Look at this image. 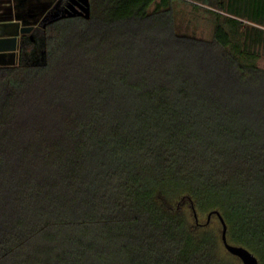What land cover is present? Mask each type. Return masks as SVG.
I'll list each match as a JSON object with an SVG mask.
<instances>
[{
    "label": "trees",
    "instance_id": "1",
    "mask_svg": "<svg viewBox=\"0 0 264 264\" xmlns=\"http://www.w3.org/2000/svg\"><path fill=\"white\" fill-rule=\"evenodd\" d=\"M187 1L89 0L0 65V264H232L186 200L264 264V0Z\"/></svg>",
    "mask_w": 264,
    "mask_h": 264
},
{
    "label": "flooded vegetation",
    "instance_id": "2",
    "mask_svg": "<svg viewBox=\"0 0 264 264\" xmlns=\"http://www.w3.org/2000/svg\"><path fill=\"white\" fill-rule=\"evenodd\" d=\"M83 1L47 0L41 7L43 14L38 16L37 11H35L36 2L28 5V0H12L11 13L5 12L2 19H0V36L17 34V48L14 54L15 64L24 58H33L44 52L43 39L48 24L69 15L88 14L90 2L86 0L85 9ZM26 26H31L32 29L22 31V27ZM12 58V52H7V54L0 52V60H11Z\"/></svg>",
    "mask_w": 264,
    "mask_h": 264
},
{
    "label": "rangeland",
    "instance_id": "3",
    "mask_svg": "<svg viewBox=\"0 0 264 264\" xmlns=\"http://www.w3.org/2000/svg\"><path fill=\"white\" fill-rule=\"evenodd\" d=\"M47 0H28V5L32 4L33 2H36V10L38 16L43 14V11L41 10V7L44 5V3ZM193 1V0H191ZM190 0H188L185 3H181L176 5L177 7L179 6L180 10H182L183 12H185V14L187 15V17H192L194 6H193V2H191ZM84 2V6L86 9V0L83 1ZM27 7V5H26ZM40 8V10H38ZM202 8H205V6H202ZM26 9V8H25ZM84 9V10H85ZM200 23L198 24V32L204 35L208 34V29H209V24L208 21L205 20V18H200L199 19ZM260 63L262 65H264V53L263 56L261 57ZM179 201H174V205L175 206H180L181 212H185L188 214V218L189 221L192 224H199L201 225V227H204L205 230H212L214 232L218 233V244L219 247L218 249L220 250V255H222L223 258H225L226 260L230 261L232 264H243L241 259L233 254H231L225 247L222 238H221V233H222V223L219 219V217L217 215H213L210 219V221L208 222V214H209V210L207 211H202L199 208H197V213H198V222L196 221V218L194 216V209L192 207V204L190 201L186 200L184 201L182 204H179ZM230 241V240H229ZM231 242V241H230ZM232 243V242H231Z\"/></svg>",
    "mask_w": 264,
    "mask_h": 264
},
{
    "label": "water",
    "instance_id": "4",
    "mask_svg": "<svg viewBox=\"0 0 264 264\" xmlns=\"http://www.w3.org/2000/svg\"><path fill=\"white\" fill-rule=\"evenodd\" d=\"M16 24L19 25L18 22ZM32 29L31 26L22 27V31H30ZM17 34H12L8 36H0V52L4 54L7 52H12L13 58L11 60H0V65H9L15 64V50L17 48ZM194 215L196 221L198 222V213L196 208L193 206ZM217 215L222 223V233L221 238L226 247V249L233 255L239 257L243 264H260L258 257L247 247L240 244L231 243L228 239V225L226 220L220 210L210 211L208 214V222L210 221L213 215Z\"/></svg>",
    "mask_w": 264,
    "mask_h": 264
},
{
    "label": "crops",
    "instance_id": "5",
    "mask_svg": "<svg viewBox=\"0 0 264 264\" xmlns=\"http://www.w3.org/2000/svg\"><path fill=\"white\" fill-rule=\"evenodd\" d=\"M12 0H0V19H2L5 12L11 13Z\"/></svg>",
    "mask_w": 264,
    "mask_h": 264
}]
</instances>
